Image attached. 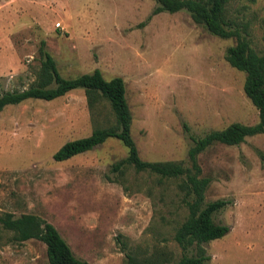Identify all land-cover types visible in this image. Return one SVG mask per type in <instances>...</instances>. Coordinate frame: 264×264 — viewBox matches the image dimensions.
Here are the masks:
<instances>
[{"label": "rangeland", "instance_id": "1", "mask_svg": "<svg viewBox=\"0 0 264 264\" xmlns=\"http://www.w3.org/2000/svg\"><path fill=\"white\" fill-rule=\"evenodd\" d=\"M156 5L0 0V94L36 80L43 41L63 77L98 68L106 79L123 78L131 135L143 160L188 166L191 136L234 122L254 124L258 110L243 91L244 72L224 59L235 38L210 34L185 10L153 15ZM225 14L264 54V0H228ZM115 123L105 99L88 107L83 88L6 105L0 112V214L44 218L90 264H127V253L176 264L182 250L174 234L188 216L183 179L130 164L113 172L112 164L127 156L116 138L53 159L65 142ZM197 160L210 180L206 200L228 201L213 219L230 226L229 233L201 244L208 264H264V133L237 145L215 143ZM12 238L0 227V264H47L43 242Z\"/></svg>", "mask_w": 264, "mask_h": 264}, {"label": "trees", "instance_id": "2", "mask_svg": "<svg viewBox=\"0 0 264 264\" xmlns=\"http://www.w3.org/2000/svg\"><path fill=\"white\" fill-rule=\"evenodd\" d=\"M155 1L157 5L152 10L153 15L162 11L174 13L185 10L194 23L203 26L210 34L221 38H235V44L226 48L224 59L230 66L244 72L243 91L258 110L256 123L248 125L234 122L220 130L191 136L193 144L188 149V166L175 161L143 160L131 135L132 118L123 78L114 76L106 79L98 68L73 78L63 77L54 58L44 49L43 41L39 47L42 61L36 80L27 88L3 91L0 94V112L9 104H19L27 99L53 100L76 88H83L90 109H94L100 98L105 99L114 114L115 126L96 128L87 136L65 142L53 153V159L64 161L100 146L108 138H116L127 148V156L112 164L113 172L130 164L137 171H148L163 178L183 179L181 188L188 216L174 234V239L182 250L176 264H208L210 256L201 244L220 239L229 233L230 226L213 219V215L223 209L228 201L206 200L205 192L210 180L201 175L197 157L215 143L237 145L246 137L264 133V54L256 53L241 29L227 18L225 7L228 0ZM243 30L245 32V28ZM0 227L13 232V241L37 239L43 242L47 264H90L77 257L57 228L38 215L3 213L0 214ZM192 247L195 251L188 253ZM126 257L127 264H163L162 260L138 259L131 253H127Z\"/></svg>", "mask_w": 264, "mask_h": 264}]
</instances>
